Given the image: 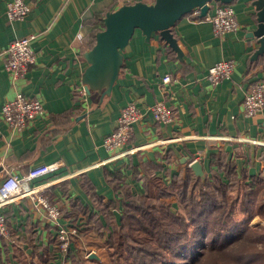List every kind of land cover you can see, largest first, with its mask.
<instances>
[{"label": "crops", "instance_id": "obj_1", "mask_svg": "<svg viewBox=\"0 0 264 264\" xmlns=\"http://www.w3.org/2000/svg\"><path fill=\"white\" fill-rule=\"evenodd\" d=\"M7 1L0 0V106L22 92L38 97L44 112L20 131L12 130L0 118V179L8 170L23 175L36 164L63 158L68 171L77 173L52 184L46 193L60 206L61 221H67L62 210H72V200L92 210V199L81 186L86 179L101 200L118 201L106 171H120L125 182L139 193L143 191L142 176L149 170L170 182L185 174L188 162L195 159L203 174L208 172L210 154L219 150L234 163L238 176L246 175L248 181L256 183L258 197H264V112L250 117L242 110L248 84L257 78L264 80V55L253 56L257 44L248 36L255 26L250 0L230 2L239 27L222 35H216L206 19L214 11L211 3L202 18L190 12L178 19L171 32L182 58L158 33L146 41L135 29L122 52L119 76L110 94L101 101L99 91H91L85 100L77 93L88 64L84 57L92 27L88 21L96 13L138 0H24L31 5L30 11L13 20L6 15ZM29 34L35 35L31 41L35 62L22 78L13 81L4 67L2 51L11 40ZM78 34L83 35L82 40ZM227 58L235 61L230 76L211 85L206 76L208 67ZM165 73L172 78L162 83ZM156 100H164L171 108L172 120L159 123L145 115L134 124L129 145L146 147L131 155L112 157L103 138L115 127L121 107L133 101L146 111ZM226 135L249 141L228 140L223 137ZM157 139H165L166 143ZM102 159L108 160L98 165ZM0 212L7 217L11 237L34 239L38 245L53 248L54 227L29 198L9 203ZM253 218L263 222L258 215ZM105 237L106 232L99 236L92 227L77 239L81 244L92 239L94 245L104 248ZM15 244L25 246L20 241ZM11 245L14 244H8L9 250L3 252V261L9 264L15 262ZM89 252L101 258L95 247L86 252L87 256ZM59 262L55 258L52 264Z\"/></svg>", "mask_w": 264, "mask_h": 264}, {"label": "trees", "instance_id": "obj_2", "mask_svg": "<svg viewBox=\"0 0 264 264\" xmlns=\"http://www.w3.org/2000/svg\"><path fill=\"white\" fill-rule=\"evenodd\" d=\"M103 16L96 13L88 21L92 27L87 49L93 45L95 33L102 29ZM196 16L202 18L200 13ZM209 162L208 172L197 175L187 165L185 174L170 182L149 170L142 176L143 191L139 193L125 182L120 171H106L118 201L101 200L92 184L84 180L81 186L90 195L93 207L90 210L72 200L73 209L62 210L67 220L63 222L76 229L74 247L67 251L65 262L98 261L96 257L80 256L82 244L77 238L87 235L92 227L99 236L106 232L103 246L107 264H193L202 258L206 236L212 248L220 249L240 234L255 215L264 220V197H258L256 183L248 181L246 175L238 176L234 163L223 151L210 154ZM258 238L264 240V232ZM14 239L25 246L11 245L15 257L12 264H52L56 258L54 235L51 250L34 243V239ZM3 248L9 250L5 242ZM0 264L9 261L2 260Z\"/></svg>", "mask_w": 264, "mask_h": 264}, {"label": "built area", "instance_id": "obj_3", "mask_svg": "<svg viewBox=\"0 0 264 264\" xmlns=\"http://www.w3.org/2000/svg\"><path fill=\"white\" fill-rule=\"evenodd\" d=\"M209 3L213 4L214 11L206 19L212 24L213 32L216 35L234 31L239 27L235 11L230 3L217 1ZM30 9L31 5L24 0H8L6 3V15L10 20L25 17ZM191 12L196 16L198 10L194 9ZM34 37V34H29L15 38L2 51L4 67L11 75L13 81L22 78L35 62L36 55L31 46V41ZM77 37L79 40L83 39L82 34H78ZM234 66L235 61L232 58L222 59L211 64L206 73L209 83L216 85L222 79L229 77ZM171 78L169 73H165L161 77V81L162 83H167L171 81ZM77 93L81 100H85L88 94L83 84L77 88ZM242 110L245 115L250 117L264 112L263 79L257 78L248 84L242 101ZM43 112L44 109L38 97L27 96L22 92H17L12 99L5 101L0 106V118L9 128L15 131L22 130L31 119ZM147 114L159 123H168L173 118V112L164 100L154 101L146 108V111L133 101L126 103L119 111L115 127L103 138V145L112 153V157L131 155L146 147L145 144L129 145V143L132 139L134 124L141 121ZM223 137L233 141H249V139L239 136L226 135ZM157 140L159 143H166L165 139ZM106 160L108 159H102L97 164H104ZM193 161L195 159L190 160L188 165ZM76 173L68 171L63 158H55L49 162L39 163L30 167L23 175H18L8 170L0 179V208L20 199L29 198L34 206L43 212L47 221L53 225L56 241V259H59L60 264H67L64 258L67 251L72 247L76 229L61 221V208L50 199L46 191L52 184ZM41 178L48 179L39 183H32L33 180ZM4 242L7 245L15 244L16 240L11 237L6 215L0 212V261L3 260L4 256ZM87 254L89 255L90 252Z\"/></svg>", "mask_w": 264, "mask_h": 264}, {"label": "water", "instance_id": "obj_4", "mask_svg": "<svg viewBox=\"0 0 264 264\" xmlns=\"http://www.w3.org/2000/svg\"><path fill=\"white\" fill-rule=\"evenodd\" d=\"M211 1L230 3L233 0H154L151 3L138 0L106 11L102 17V29L95 33L93 45L84 53L88 64L82 72L81 81L86 92L99 91L100 101L110 94L123 64L122 52L135 29L141 31L146 41L153 33H158L182 58V51L171 32L172 26L194 9H199L200 15L204 16ZM250 4L254 8L255 26L248 36L253 37L257 44L253 56L264 55V0H250ZM189 166L195 174H202L198 161ZM115 213L118 220L119 215ZM88 256L97 257L94 253Z\"/></svg>", "mask_w": 264, "mask_h": 264}, {"label": "rangeland", "instance_id": "obj_5", "mask_svg": "<svg viewBox=\"0 0 264 264\" xmlns=\"http://www.w3.org/2000/svg\"><path fill=\"white\" fill-rule=\"evenodd\" d=\"M237 216H239V214ZM263 226L264 220L260 223L259 218L251 219L247 227L244 228L240 234H236L230 238L229 243L220 249L212 248L209 242H207L211 239L206 236L202 241L207 243V247L201 250L202 258L199 262L193 264H264V240H259L258 238L260 233L264 232ZM94 242L95 240L86 239L85 243L80 245V256H87L86 252L95 247L96 253H98L101 258H97L98 261L94 264H107L105 248L94 245ZM89 245L92 246L88 247ZM84 264H86V262H84Z\"/></svg>", "mask_w": 264, "mask_h": 264}]
</instances>
